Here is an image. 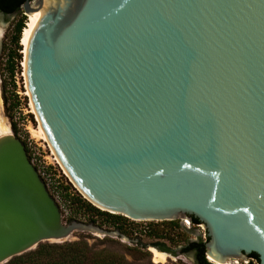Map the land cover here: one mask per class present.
<instances>
[{
  "label": "water",
  "instance_id": "95a60500",
  "mask_svg": "<svg viewBox=\"0 0 264 264\" xmlns=\"http://www.w3.org/2000/svg\"><path fill=\"white\" fill-rule=\"evenodd\" d=\"M21 8L33 17L23 50L29 102L78 192L133 220L193 216L208 261L242 264L253 252L264 264V0ZM74 232L138 242L64 222L10 128L0 136V264Z\"/></svg>",
  "mask_w": 264,
  "mask_h": 264
},
{
  "label": "rangeland",
  "instance_id": "374dc122",
  "mask_svg": "<svg viewBox=\"0 0 264 264\" xmlns=\"http://www.w3.org/2000/svg\"><path fill=\"white\" fill-rule=\"evenodd\" d=\"M23 14V13H22ZM21 12H17L9 17H5L0 14V95H1V86L4 79L9 82V75L6 72L5 66L7 63L8 52L12 49L13 43L11 41V37L13 35V26L16 20L22 17ZM24 21L27 20V15H24ZM25 24V23H24ZM20 44V42H19ZM23 46L20 44V49L18 52L20 53V61L18 66L15 69L13 80L16 85V90L19 96L20 106L16 108L13 112L14 120L17 122V127L20 129V135L23 137L26 142H30L29 152L30 157L38 160H46L48 162V172L51 174L53 186L57 187V190L68 197L77 196L78 194L84 198L78 190L75 188L74 184L68 178V176L64 173L62 168L54 161L51 151L49 149L46 141L41 139L39 135L35 132V129L38 126L36 117L34 112L32 111L28 95L26 94V87L23 76ZM8 88H11V85H8ZM2 99V97H1ZM2 114L6 118V120L10 124V120L4 113L3 101H2ZM10 127V126H9ZM11 128V127H10ZM44 156V158H43ZM54 164V165H53ZM63 198V197H62ZM85 199V198H84ZM63 206L65 207V213L70 212V205H68V201L64 202ZM101 210V209H100ZM63 212V213H64ZM64 213V214H65ZM84 217L85 221L89 216H92L96 220H101L105 217V214L102 215H94L88 211H83V209L77 212V216ZM125 217V216H124ZM69 216L65 214L62 216V220L64 222H68ZM112 219V220H111ZM114 217L107 218L105 228L116 229V225L122 224L126 225L132 232L133 235L139 236L141 238L142 247L144 252L140 253L136 250H133L134 243H127L125 241L120 240L116 237L109 236H99L93 233L88 232H74L67 241H79L84 240L93 250L104 249L107 251H113L120 254H123L128 261L133 264H192L190 260H188L187 256L184 254L176 255V253L165 252L167 257L163 262L156 263L152 260V251L150 250V243L152 240H157L158 237L147 236V234L155 232H164L168 236L172 237L178 245H183L186 242V238L188 239H197L201 237L203 240L206 238V230L202 223L186 225L184 220L175 219L174 223H170L169 221H153V220H140L133 221L129 218H121L117 217L114 220ZM188 221H191L188 218ZM179 223L181 226H179ZM166 243L170 244V242L165 238L163 239ZM206 240V239H205ZM173 246V245H171ZM174 247V246H173ZM242 262V261H241ZM242 264H245L242 262ZM248 264V263H247ZM251 264H258L257 261H252Z\"/></svg>",
  "mask_w": 264,
  "mask_h": 264
},
{
  "label": "trees",
  "instance_id": "16d2710c",
  "mask_svg": "<svg viewBox=\"0 0 264 264\" xmlns=\"http://www.w3.org/2000/svg\"><path fill=\"white\" fill-rule=\"evenodd\" d=\"M22 2L19 1H8V0H0V10L4 12H13L17 10ZM22 17L18 18L13 26V35L11 37V41L13 43V48L9 50L7 63L5 66L6 72L9 75V82L6 79L3 80L1 86V97L3 101L4 113L10 120V127L13 131L14 135L19 138L24 144L25 150L27 152L28 158L30 157L29 148L27 146L26 140L21 137L20 129L17 127V122L14 120L13 112L16 108H19L20 101L19 96L16 90V85L13 80L14 72L18 63L20 61V53L18 50L20 49V38L22 30L25 26L24 14ZM8 85H11V88H8ZM65 200L68 201V205H70V210L73 213H77L79 210L83 209V211H88L93 213L94 215H102L105 214V217L101 220H96L92 216H89L86 221L97 223L100 226H106L107 218L121 217L126 218L119 214H112L92 205L89 201L82 198L79 194L77 196L68 197L65 194ZM73 219H77L75 217H69L68 221ZM113 219V220H114ZM112 220V219H111ZM170 223H174V220L169 221ZM191 222L193 224L200 223V221L191 217ZM179 224V223H177ZM179 226H181L179 224ZM120 230L122 233L126 234L132 238H138V242L134 243L133 250H136L140 253H143V247L141 238L139 236L133 235L131 230L122 224H118L115 227ZM147 236L158 237L157 240H152L150 245L158 248L164 252H173L175 253V249L178 246H182V251L193 250L197 253L199 258V262L201 264H213L210 263L205 257V246L204 242L207 240V237L203 240L201 237L197 238V240H192L186 238V242L183 245H178L174 239L164 232H152L147 234ZM167 239L170 244L166 243L163 239ZM173 245V246H171ZM250 256H254L258 259L256 253H251ZM4 264H133L126 259L123 254L107 251L104 249L93 250L86 241H64V242H40L34 249L26 251L22 254L16 255L10 258Z\"/></svg>",
  "mask_w": 264,
  "mask_h": 264
},
{
  "label": "built area",
  "instance_id": "2783aa9c",
  "mask_svg": "<svg viewBox=\"0 0 264 264\" xmlns=\"http://www.w3.org/2000/svg\"><path fill=\"white\" fill-rule=\"evenodd\" d=\"M29 145H30V142L29 143L27 142V146L28 147H29ZM51 155H52L54 161L59 165V163L55 159V156H54V154H52V152H51ZM43 158H44V156H43ZM29 160L35 166V168H36V170H37L40 178L43 180V182H44L47 190L49 191L50 195L54 198L55 202L57 203V205H58V207L60 209V212H61V216H65V214H66L69 217H75L78 220L85 221V218L84 217H80V215L77 216V213H73V212H71V210H70V212H66V213L64 212L65 211V207H66V206L65 207L63 206L64 202H66L65 195L62 196L63 194H61V192L59 190H57V187L56 186H53L51 174L48 172V166H47L48 165L47 164L48 162H46V160H38V161H36V159L35 158H32V157ZM59 167H60V165H59ZM66 208H68V207H66ZM112 214H114V213H112ZM131 220H133V219H131ZM182 220H184V223L187 226L190 225V221H188L187 219H182ZM133 221H140V220H133ZM153 221H156V220H153ZM247 261L248 260H245L244 263H247Z\"/></svg>",
  "mask_w": 264,
  "mask_h": 264
},
{
  "label": "bare ground",
  "instance_id": "6f19581e",
  "mask_svg": "<svg viewBox=\"0 0 264 264\" xmlns=\"http://www.w3.org/2000/svg\"><path fill=\"white\" fill-rule=\"evenodd\" d=\"M27 20H26V23H25V26L22 30V33H21V38H20V44L23 46V49H22V53H23V50H24V42H25V37H26V34H27V31L30 27V24L32 22V12L29 13L27 15ZM0 32H1V29H0ZM22 65H23V62H22ZM26 94H27V91H26ZM28 95V94H27ZM31 105V104H30ZM32 108V107H31ZM33 111V110H32ZM9 122L6 120V118L4 117V115L2 114V99H1V95H0V136L4 135V134H7L10 132V124H8ZM35 132L39 135V137L41 139H43L44 141L45 138L43 136V133L39 127V125L37 126V128L35 129ZM51 150V149H50ZM52 152V151H51ZM53 154V153H52ZM56 159V158H55ZM58 162V161H57ZM65 173V172H64ZM150 250L152 251V260L156 263H160V262H163L165 260V258L167 257V254L165 252H161L159 250H156L154 248H150ZM208 259L212 262H215L213 261L212 259H210V257H208Z\"/></svg>",
  "mask_w": 264,
  "mask_h": 264
},
{
  "label": "flooded vegetation",
  "instance_id": "af4514ba",
  "mask_svg": "<svg viewBox=\"0 0 264 264\" xmlns=\"http://www.w3.org/2000/svg\"><path fill=\"white\" fill-rule=\"evenodd\" d=\"M8 1H19V2H24L25 0H8ZM21 12V13H23V10H22V8H21V5H20V7L17 9V10H15V11H13V12H4V11H2V10H0V14L1 15H3V16H5V17H9V16H11V15H13V14H15V13H17V12ZM192 223V222H191ZM193 224V223H192ZM192 240H197V239H192ZM183 249H181V251H182ZM162 252V251H161ZM184 254H185V256H187V258H188V260H190V262L192 263V264H201L200 262H199V258H198V256H197V253L195 252V251H193V250H187V251H182ZM170 253H173V252H170ZM251 254V253H250ZM250 254L247 256V258L246 259H239L240 261H242V262H244L245 260H248L247 261V263L248 264H251V262L252 261H257L258 262V264H259V259H257L256 257H254V256H250ZM206 257V256H205ZM207 259V258H206ZM229 261H231L232 263H234V264H240L239 262H238V259H230ZM210 263H213V264H216V263H214V262H212V261H209ZM247 263H245V264H247Z\"/></svg>",
  "mask_w": 264,
  "mask_h": 264
}]
</instances>
